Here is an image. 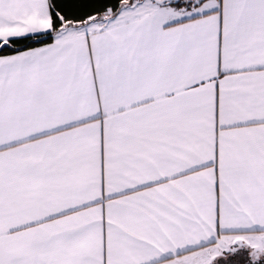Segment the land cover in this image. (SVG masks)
Returning a JSON list of instances; mask_svg holds the SVG:
<instances>
[{
	"label": "snow or ice",
	"instance_id": "6c2138e0",
	"mask_svg": "<svg viewBox=\"0 0 264 264\" xmlns=\"http://www.w3.org/2000/svg\"><path fill=\"white\" fill-rule=\"evenodd\" d=\"M0 264H264V0H0Z\"/></svg>",
	"mask_w": 264,
	"mask_h": 264
},
{
	"label": "trees",
	"instance_id": "16d2710c",
	"mask_svg": "<svg viewBox=\"0 0 264 264\" xmlns=\"http://www.w3.org/2000/svg\"><path fill=\"white\" fill-rule=\"evenodd\" d=\"M35 46V45H34Z\"/></svg>",
	"mask_w": 264,
	"mask_h": 264
}]
</instances>
